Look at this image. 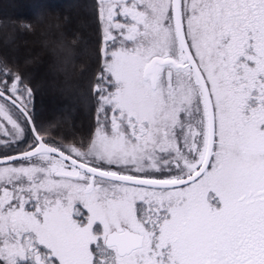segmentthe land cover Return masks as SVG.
Returning <instances> with one entry per match:
<instances>
[{"label":"snow or ice","instance_id":"6c2138e0","mask_svg":"<svg viewBox=\"0 0 264 264\" xmlns=\"http://www.w3.org/2000/svg\"><path fill=\"white\" fill-rule=\"evenodd\" d=\"M93 9L70 142L0 58V264H264V0Z\"/></svg>","mask_w":264,"mask_h":264},{"label":"trees","instance_id":"16d2710c","mask_svg":"<svg viewBox=\"0 0 264 264\" xmlns=\"http://www.w3.org/2000/svg\"><path fill=\"white\" fill-rule=\"evenodd\" d=\"M93 4L94 0H0V58L10 65L15 61L33 89L39 119L68 136L69 142L73 133H86L94 123L90 82L100 32ZM77 49L85 58L74 67ZM15 52L24 55L18 58ZM46 82L49 91L57 93L56 107V96L45 102Z\"/></svg>","mask_w":264,"mask_h":264},{"label":"rangeland","instance_id":"374dc122","mask_svg":"<svg viewBox=\"0 0 264 264\" xmlns=\"http://www.w3.org/2000/svg\"><path fill=\"white\" fill-rule=\"evenodd\" d=\"M74 51H75V60H74L75 62H74L73 64H74V67H75V65H76L75 63L79 62V63L81 64V63L84 61L85 54L82 53V54L80 55V53H81L80 49H79V50L77 49V50H74ZM34 52H37V50L34 49ZM16 54H17V57H18V58H21V56L23 57V55H24L23 53H20V52H19V53H16V52H15V55H16ZM21 54H22V55H21ZM87 54H88V53H87ZM53 62H54V61L52 60V63H53ZM50 65H51V63H50ZM45 89H47V92H48L49 89H50L49 86H48V84H47V82H46V87H45ZM49 92H50V91H49ZM49 92L47 93V95H46V97H45V102L50 98V96H52V97H55V96H56L55 98H53V99H55V101L52 103V104L54 105V107H56L55 104L58 105V103H59V99H58L57 93H55V92H54V93H51V92L49 93ZM51 102H52V101H51ZM77 102H78V100L76 101V99L72 100V103H74V104L76 105V108L79 107V105H78ZM54 109H55V108H54ZM76 121H78V120H77V119L74 120V122H76Z\"/></svg>","mask_w":264,"mask_h":264}]
</instances>
